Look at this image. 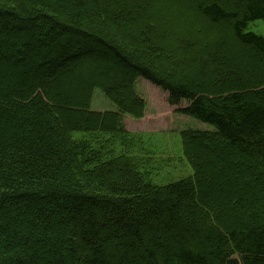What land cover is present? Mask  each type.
Returning a JSON list of instances; mask_svg holds the SVG:
<instances>
[{
    "label": "trees",
    "instance_id": "obj_1",
    "mask_svg": "<svg viewBox=\"0 0 264 264\" xmlns=\"http://www.w3.org/2000/svg\"><path fill=\"white\" fill-rule=\"evenodd\" d=\"M108 1L0 7V54L14 62L0 63V264H264V224L229 219L232 207L262 208L264 187L225 207L210 199L202 158L221 143L252 162L244 179L264 181V81L246 79L264 72V37L246 31L264 21V0ZM142 38L181 65L142 60L147 49L131 46ZM136 79L213 128V143L182 132L194 177L157 185L128 155L139 140L117 119L145 113ZM96 90L120 113L91 111Z\"/></svg>",
    "mask_w": 264,
    "mask_h": 264
},
{
    "label": "rangeland",
    "instance_id": "obj_2",
    "mask_svg": "<svg viewBox=\"0 0 264 264\" xmlns=\"http://www.w3.org/2000/svg\"><path fill=\"white\" fill-rule=\"evenodd\" d=\"M9 1L10 0H4L3 2H0V7L5 6L7 8H12L11 4L5 5V2ZM113 1H117L116 5H119L118 0H109L108 3L111 4ZM128 15V12L122 11L123 18H127ZM99 23L102 25V28L105 29L110 26L107 22L103 23V20H100ZM246 31L264 37V21L258 20L250 23ZM143 39L144 38L138 39L137 43L131 45L134 46L136 50H139L135 47L136 45H138L139 48L143 47L147 49L146 58L141 51L139 52L144 58L142 60H146V62L149 63L147 58L150 56L151 61H158L157 65H152L160 67V70L171 69L173 67L177 68L181 65L179 57L172 55L167 56L168 47L161 52L159 46L155 44L142 46ZM117 40L125 44L121 37L118 36ZM206 41L208 42L205 44L211 47L208 51L213 54L214 52L212 51L216 50L215 47L212 45L210 38ZM126 43L130 44L127 40ZM130 49L132 50L131 47ZM228 51L233 52L232 49H228ZM228 51H226V53H228ZM237 52L239 51H236V53ZM248 56L251 58L252 55L249 53ZM9 61H5L0 54V63H6L8 67H10L11 61ZM11 63L14 64V62ZM25 65V63H20V66L22 67ZM182 67L184 68L185 65ZM257 69H259V71H253L251 77L249 76L250 78L246 79L252 80L254 76H256L255 78L263 76L261 79L264 81V75L262 74L264 72L260 68ZM35 75L36 74L28 75V73L25 72V78L28 76H30V78H42L41 75ZM135 82L138 95L144 99L146 103L144 115L142 114V117L140 118H134L132 114H126L124 116L119 115L120 118L114 115V117L116 116L118 118L117 122L122 123L121 125L126 132L134 135L136 140H139L135 144V149H133L128 155L142 161L143 164H148L145 169L149 173L151 181L157 185L165 186L194 177L195 170L184 154L182 132L188 130L209 134L211 142L213 143L218 140V138L212 137L214 134L213 128L192 118L182 117L175 113L176 109L169 106L168 97L165 93L154 87L151 83L143 79H136ZM203 85V87L206 86V84ZM206 90L211 92L212 88L208 87ZM90 110L98 113L106 110H110L109 112L120 113L119 108L100 90L95 91ZM110 118L111 117L108 119ZM108 122L111 124L115 123L112 120H109ZM89 136H94V134L88 136L85 135L83 137L89 139ZM216 144L218 145L214 144L212 147L207 148L206 151H204V149L202 151L203 162L206 163V168L203 170L205 176L204 181L209 190L210 199L219 200L223 202L226 207L227 202L235 192L245 193L248 192L249 189H254L256 190L255 192L262 191L264 181L253 180L249 182L248 179H244L241 176V173H244L243 170L249 169L252 166V162L239 160V157L225 149V146L223 147V145H220L221 143L219 144L217 142ZM207 146H209L208 142ZM218 152H222V154H219ZM215 159L218 160L219 164L214 166L212 165V162L215 161ZM229 214V219L233 221H235V218L233 217L234 215L241 216L242 220L246 223L249 222V224H264V204H262V208L259 206L251 211L238 210L232 207Z\"/></svg>",
    "mask_w": 264,
    "mask_h": 264
}]
</instances>
